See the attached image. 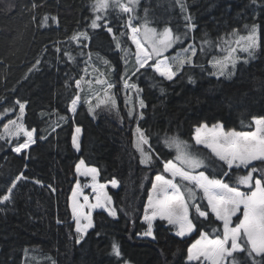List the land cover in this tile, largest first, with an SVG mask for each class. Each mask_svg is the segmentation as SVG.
<instances>
[{
  "label": "trees",
  "instance_id": "obj_1",
  "mask_svg": "<svg viewBox=\"0 0 264 264\" xmlns=\"http://www.w3.org/2000/svg\"><path fill=\"white\" fill-rule=\"evenodd\" d=\"M91 2L0 0V112L15 108V113L0 122V131L19 110L16 100L26 102L24 124L36 130V142L23 155L11 150L23 142V136L9 142L0 139V195L7 192L17 175L27 177L17 182L12 202L0 204V264H24L26 253L44 259L43 264H117L111 254L113 242L128 264H192L187 259L188 248L200 239L201 232L212 239L222 237L223 225L210 214L207 220H196L192 236L180 239L166 222L157 220L153 222V241L142 240L147 230L143 217L149 192L155 176L165 173L163 163L155 159L150 167L140 163L134 136L138 127L144 131L152 154L162 160L176 156L174 148L165 146V134L186 141L208 164L199 171L251 192L236 182L246 171L232 169L225 177L227 165L197 146L193 137L200 124L209 128L220 124L225 132L255 131L253 117H264V0L256 4L252 0H167L162 14L165 21L157 26L158 31L169 28L186 40L177 51L189 44L197 48L193 65L181 69L171 82L151 68L133 75L135 69L127 67L133 49L127 39L126 19L121 14L108 19L115 39L103 26L92 29ZM148 2L153 0H145L142 7ZM45 17L49 18L46 22ZM189 24L195 26L191 34L187 33ZM253 24L259 26V49L253 59L238 64L231 79L211 77L209 61L217 57L216 45H223L226 37L229 41L234 38L233 30L236 36H246ZM85 31L89 38L82 39L79 46L70 42L75 33ZM65 51L74 59L70 61ZM90 64L110 75L107 77L117 99L114 117L98 110L94 121L83 102L74 116L68 111L77 93L75 81L86 76ZM125 74L139 89L132 94V117L125 102L129 92L123 89L121 79ZM140 100L144 102L142 109ZM60 116L66 122L59 121L57 126ZM76 127L81 128L78 151L72 145ZM80 160L97 169L98 183L106 188L116 216L94 213L93 228L76 243L69 202ZM255 167L259 171L254 178H264V164ZM113 179L118 182L117 189L110 187ZM197 192V203L206 209L203 193ZM190 215H195L194 209ZM235 223L237 219L233 226ZM236 255L240 264H252L247 253ZM260 260L256 257L257 264Z\"/></svg>",
  "mask_w": 264,
  "mask_h": 264
},
{
  "label": "snow or ice",
  "instance_id": "obj_2",
  "mask_svg": "<svg viewBox=\"0 0 264 264\" xmlns=\"http://www.w3.org/2000/svg\"><path fill=\"white\" fill-rule=\"evenodd\" d=\"M136 2L137 0H129V3L125 4L121 0H92L90 7L93 15L90 27L97 29L103 26L115 39V33L108 22L109 10L118 9L122 13L130 14ZM252 3L256 4L257 0H252ZM33 7H37V5H33ZM181 7L183 8V5ZM48 19V17H45V22ZM51 19L55 21L57 18L52 17ZM133 19L134 17L129 15L127 21L128 29L132 33L130 38L136 48V69L133 75L139 73L141 69L151 68L160 77L173 81L177 72L183 69L185 65L193 64V57L196 56L197 50L192 46L183 48L181 50L182 54L178 53L171 58L163 55L181 40V37L174 35L171 29L165 28L163 32L158 33L157 29L148 27L147 20L141 26H133ZM188 27L191 29L195 26L189 24ZM258 27V25L253 24L246 36L241 35L235 40V46L227 37L224 38L223 45L217 44L216 48L224 54L219 57H213L209 61L213 69L210 74L217 77H230L240 59L236 55L237 51L244 52L248 57H252L258 47ZM142 29L143 41L138 38ZM236 35V31L233 30L232 36L235 37ZM88 38L86 31L78 32L70 38V42H75L79 46L82 39ZM204 43H207V41ZM84 46L86 47L87 45ZM116 46L118 48L121 47L118 40ZM149 47L151 51L147 50ZM57 51H60V49L58 48ZM200 51L204 52L205 48L201 47ZM189 53L191 54L189 55ZM64 55L70 61L74 59L68 51H65ZM89 57H91V54H89ZM154 57L155 59H153ZM150 61L153 62L149 63ZM39 63L40 61L37 60L36 64L38 65ZM104 63L107 64V61H104ZM245 63H247V60H245ZM33 68H35V65H33ZM230 68L232 71L229 70ZM84 79V77H81V79L75 81L77 93L69 104L68 111L70 113L75 114L77 112V106L81 101V81ZM121 79L126 90L137 89L135 83H129L126 74ZM86 82L89 85L93 83V81ZM95 83L98 85L106 84L107 88L105 89L104 99L100 100L97 97V104L93 105L91 103V97L84 101L88 104L89 113L93 117H95L96 108L100 107L101 104L105 106L111 105L112 107L116 105L114 97L108 91L114 85L108 82L107 79L101 80L99 78L95 79ZM137 90L139 91V89ZM15 104L18 105L19 112L14 119H7V122L3 123L0 139L7 138L6 142H9L12 138L19 140L23 136V142L17 143L11 149L17 155H23L24 151L36 142L34 139L36 130H29L24 124L26 102L16 100ZM139 106L141 109L144 107L143 100H140ZM13 113H15L14 107L5 108L3 112H0V122ZM142 115L141 113L140 118H142ZM132 116L133 111L130 110L129 117ZM59 121L66 122V118L60 116L56 122L57 126ZM252 122L255 125V131L250 132H237L234 130L225 132L220 124L213 125L211 128L207 124H200L196 128V134L193 137L196 145H202L203 148L210 150L214 157L223 162V165H227L229 171L224 172L225 177H229L233 167L244 166L247 169V174L239 176L236 182L239 185L250 187L252 189L250 194L241 192L236 187L229 186L228 183L223 182L221 179L209 178L204 171L197 173V169L207 168L208 164L204 157L191 151V146L186 141H182L175 136L169 137L165 134L163 142L166 147L175 149L176 156L174 160H162L159 155L152 154L147 134L139 127L136 129V132L139 133V139L136 141L135 146L141 155L140 163L150 167L155 159L163 163L164 173L169 174L171 177V179H167L164 175L158 174L155 176V181L149 192L148 202L145 205L143 219L147 224V230L143 233L144 236L155 238L153 236V222L159 219L176 228V236L184 237L196 229V220L200 218L207 220L211 214L215 216L217 221L222 222L223 235L222 237L217 235L212 239L206 233L201 232L200 239L196 240L188 248L187 259L189 262L198 261L199 264H240L236 254L247 253V256L252 260V264H257L256 257L261 258L259 264H264V178L254 180V173H257L259 169L253 166V162L264 164V117H253ZM53 131H55V128H53ZM80 132L81 128L76 127L72 136V145L77 150H79L78 134ZM145 145L148 146L147 150L144 147ZM75 172L77 176H90L94 182L98 175L96 168L85 166L84 160H80L76 164ZM177 178H179V182H177ZM25 179L27 177L23 173L17 175L11 181V186L7 188V192L0 195V204L11 203L17 182ZM35 183H40V181H35ZM117 183L115 179L111 181L113 187H116ZM90 186L93 192L97 193L94 204H89L87 196H84L83 204L79 203L77 198L82 194L79 182L72 190V203L70 206L76 225V243H80L88 229L94 226L91 218V209L100 208L106 211L109 216H116V209L111 207V198L106 193H103L104 186H98L96 183ZM197 190L203 193V199L207 201L206 209L202 204L197 203ZM85 208H88L89 211L85 212ZM193 209L195 215H190ZM238 212H242V216H237ZM233 217L238 220V223H235L234 226ZM111 254L116 257L117 264H128L123 259L119 245L115 242L112 244ZM53 264H55L54 261Z\"/></svg>",
  "mask_w": 264,
  "mask_h": 264
},
{
  "label": "rangeland",
  "instance_id": "obj_3",
  "mask_svg": "<svg viewBox=\"0 0 264 264\" xmlns=\"http://www.w3.org/2000/svg\"><path fill=\"white\" fill-rule=\"evenodd\" d=\"M166 1L167 0H153V2L151 4H149V2H148L147 6L145 8V7H142L144 5V3H145V0H137V2L135 3V5H133V11L130 14L122 13L118 9H115V10L110 9L109 10V12H108V19H110L114 15H120V14L123 15L124 18L126 19V31H127V34H128L127 39H128V43L130 44V47L133 49V54H130L129 55V57L132 58V60H129L128 63H127V67L129 69H136V63H135V59H136L135 58L136 48H135V45L132 43V40L130 38L132 36V33L129 31L128 26H127V21H128L129 15H131L132 17H134V19H133V26H141V25L144 24L145 20H147L148 27L157 29L158 28L157 26H160L165 21V18H164V16L162 14L165 11L164 9H165V5H166L165 4ZM121 2L127 4V3H129V0H121ZM194 30H195L194 28H191L190 29L189 27H187V33L188 34L193 33ZM142 32H143V29L141 30V34L138 36V38L141 41L144 40V37L142 35ZM157 32L160 33V32H163V31H158V29H157ZM238 38H239V36H235L234 38H232L230 40V42H232L233 46H235V43L234 42ZM185 42H186L185 39H181L179 43L174 44L173 47L170 48V49H168L163 55L164 56H167L169 58L176 56L178 53H181V51H177V49L180 48ZM257 43H258V47L255 49L254 54L259 49V30H258V40H257ZM189 46H192V47H194L197 50V48H196V46L194 44H189L185 48H188ZM200 48H201V46H200ZM147 50L148 51H151L150 47ZM190 54L191 53H189V55ZM223 54L224 53H222L219 50H217V57H219V56H221ZM254 54H253L252 57H248L246 53L237 51L236 55L240 57L239 61L237 62V65L240 64V63L246 64L245 63V60H247V63H248L250 60L253 59ZM194 58L195 57H193V60H194ZM153 59H155V57ZM152 62L153 61H150L149 63H152ZM189 65H193V64H189ZM185 66H188V65H185ZM209 68L211 69V71H213V69L211 68L210 64H209ZM229 70L232 71L231 68ZM235 70H236V68H235ZM235 70H234L233 74L230 77H217L215 75H211V74L210 75H211V77H213L215 79H231L234 76V74H235ZM107 76H110V75L103 73V71L100 68H98V67L93 66L92 64H90L89 65V68H88V70L86 72V76L84 77L85 79L81 82V89H82V91H81V101L80 102H83L86 106H88V104L85 103L84 101H85V99H87L89 97H91V103L93 102L92 103L93 105H95V104L98 103L97 97H99L100 100L104 99V97H105V89L107 88V85L106 84L105 85H98V84L95 83V79H97V78H99L101 80L107 79V81L109 82V79H108ZM164 80L167 81V82H171V81H168L166 79H164ZM86 81H93V83L91 85H89ZM123 89L126 90L125 88H123ZM113 90L114 89L111 88L108 91L114 97V99L116 101L115 107H112L111 105L105 106V105L101 104L100 107L96 108V111L102 110L108 116H113V117H114V115L117 114V99L114 96V94L112 93ZM127 91L129 92L128 95H127L128 96V99H127V104H126L127 105V108H128V112L130 110H132L133 113H134V110H133V107H132V103H133V98H132L133 96H132V94H134V93L136 94V91H135V89H127ZM123 94H125V93L123 92ZM79 104L77 106V109L79 107ZM18 112H19V110L17 111L16 114H18ZM15 115L13 116L12 119L15 118ZM70 115L71 116H74L75 114L70 113ZM91 118L94 121H96V119H95V117H93V115H91ZM79 139H80V133L78 134V143H79ZM138 139H139V133H136L135 136H134V148H135L136 151H137V149H136L135 144H136V141ZM194 142H195V140H194ZM197 146L203 148L202 145H197ZM144 147L147 150V146L145 145ZM203 149L204 150H207L208 152H210V150H208V149H205V148H203ZM27 150H25L24 152H27ZM74 150L75 151H78L76 148H74ZM137 153L139 154L140 159H141L140 153L138 151H137ZM14 154H16V153H14ZM257 163H260V162H253V166H255ZM143 166H145V165H143ZM145 167H148V166H145ZM201 169H197L196 172L198 173L199 170H201ZM233 169H241L243 171H246V173H247V169L244 166H241L239 168L233 167ZM75 174H76V172H75ZM165 176L167 177V179H171V177L169 176V174L165 173ZM76 178H77V183L79 182V184H80V186L82 188V194L77 198L78 201H79V203L83 204L84 203V196H87L89 198V201H88L89 204H94L96 202L95 201V196H96L97 193L93 192V189H92V187L90 185H92L93 183H96L98 186L100 185L98 183V175L96 177L95 182L91 179L90 176H77V174H76ZM177 180H179V178H177ZM254 180H255V178H254ZM254 180H253V184H254ZM77 183H76V185H77ZM110 187H112L114 189H117L118 188V186L113 187L112 184L110 185ZM243 187L245 189H247V190L250 189V187H248V186H244L243 185ZM241 192H243V191H241ZM103 193H106V188L105 187H103ZM71 203H72V195L70 197V202H69L70 211H71V206H70ZM111 207H112V204H111ZM84 211L85 212H88L89 209L88 208H85ZM98 212H102V213H105L106 215H108V213L106 211H104L103 209L95 208V209H91V217H92V215L94 213H98ZM71 214H72V212H71ZM237 216H242V212H238L237 213ZM108 217L114 218L113 216H109V215H108ZM235 219H236V217H233V222H234ZM157 220L158 221H161L159 219H157ZM157 220H155V221H157ZM218 222L222 224V222H220V221H218ZM144 223L147 226V224H146L145 221H144ZM75 227H76V225H75ZM90 229H88L87 233L90 231ZM172 230H173V233L175 235V232H176L177 229L176 228H173ZM87 233L84 234L83 239L85 238V236L87 235ZM193 233H194V231L192 233L184 236V237H178L176 235L175 236L177 238H180V239H186V238H189L190 236H192ZM76 235H77V233H76ZM83 239L80 241V243L83 241ZM141 239L142 240L153 241V238L152 237H147V236H143V237H141ZM43 262H44V259H41V258H39L36 255H30L29 253H26V255L24 257V264H43ZM48 263H49V261H48ZM189 263L199 264L198 261H191Z\"/></svg>",
  "mask_w": 264,
  "mask_h": 264
},
{
  "label": "crops",
  "instance_id": "obj_4",
  "mask_svg": "<svg viewBox=\"0 0 264 264\" xmlns=\"http://www.w3.org/2000/svg\"><path fill=\"white\" fill-rule=\"evenodd\" d=\"M165 222V221H164ZM170 226V225H169ZM171 227V226H170ZM172 228V227H171ZM173 229V228H172Z\"/></svg>",
  "mask_w": 264,
  "mask_h": 264
}]
</instances>
